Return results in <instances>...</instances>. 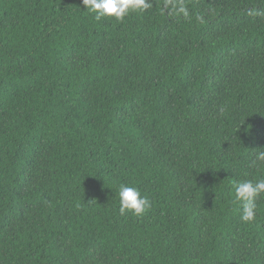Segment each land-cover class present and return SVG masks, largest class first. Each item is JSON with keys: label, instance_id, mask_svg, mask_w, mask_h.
Wrapping results in <instances>:
<instances>
[{"label": "trees", "instance_id": "obj_1", "mask_svg": "<svg viewBox=\"0 0 264 264\" xmlns=\"http://www.w3.org/2000/svg\"><path fill=\"white\" fill-rule=\"evenodd\" d=\"M94 16L0 0V264H264V0Z\"/></svg>", "mask_w": 264, "mask_h": 264}, {"label": "clouds", "instance_id": "obj_2", "mask_svg": "<svg viewBox=\"0 0 264 264\" xmlns=\"http://www.w3.org/2000/svg\"><path fill=\"white\" fill-rule=\"evenodd\" d=\"M86 11L94 13L95 20L102 18L124 19L130 12L141 11L147 7V0H82ZM185 14L186 10L181 9ZM264 165V149L256 150L253 164ZM235 200L241 204L240 221L251 223L257 214V199L264 194V179L239 181L234 186ZM119 198V213H130L140 217L151 206L146 195L139 188L120 184L117 193Z\"/></svg>", "mask_w": 264, "mask_h": 264}]
</instances>
